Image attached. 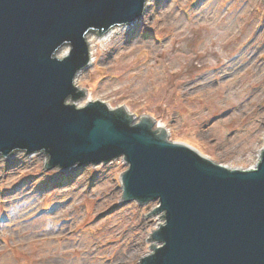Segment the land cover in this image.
Here are the masks:
<instances>
[{
    "label": "rangeland",
    "instance_id": "rangeland-1",
    "mask_svg": "<svg viewBox=\"0 0 264 264\" xmlns=\"http://www.w3.org/2000/svg\"><path fill=\"white\" fill-rule=\"evenodd\" d=\"M152 2L135 30L96 40L77 83L93 99L155 117L219 163L255 165L264 0ZM45 159L22 152L0 161V264H139L158 221L146 218L153 204L119 205L126 165L45 171Z\"/></svg>",
    "mask_w": 264,
    "mask_h": 264
},
{
    "label": "water",
    "instance_id": "water-1",
    "mask_svg": "<svg viewBox=\"0 0 264 264\" xmlns=\"http://www.w3.org/2000/svg\"><path fill=\"white\" fill-rule=\"evenodd\" d=\"M145 12L150 0H0V159L41 152L46 170H69L122 158L121 205L159 201L147 218L165 221L140 264H264V148L256 168L233 169L150 115L80 106L87 35L135 30Z\"/></svg>",
    "mask_w": 264,
    "mask_h": 264
},
{
    "label": "bare ground",
    "instance_id": "bare-ground-1",
    "mask_svg": "<svg viewBox=\"0 0 264 264\" xmlns=\"http://www.w3.org/2000/svg\"><path fill=\"white\" fill-rule=\"evenodd\" d=\"M153 0H150V5L153 3ZM147 12L144 13V15ZM139 21H135V26L138 24ZM127 30H131V24H126V25H122V26H117L113 29H111L108 34L106 36L103 37H98L95 36V34H89L87 35V39H88V44H89V51H90V57L92 58L93 63L95 62V51L97 48V41L98 39H101L102 41L105 40H110L112 39V37H114L115 35L123 32V31H127ZM233 32V31H232ZM232 62V61H231ZM230 63V62H229ZM233 63H235V61H233Z\"/></svg>",
    "mask_w": 264,
    "mask_h": 264
}]
</instances>
